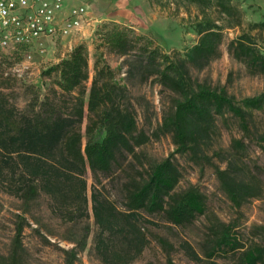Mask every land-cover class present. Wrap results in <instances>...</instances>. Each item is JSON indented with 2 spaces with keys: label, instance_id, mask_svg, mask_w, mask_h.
<instances>
[{
  "label": "trees",
  "instance_id": "trees-1",
  "mask_svg": "<svg viewBox=\"0 0 264 264\" xmlns=\"http://www.w3.org/2000/svg\"><path fill=\"white\" fill-rule=\"evenodd\" d=\"M182 1L198 8L192 24L198 39L183 55L168 53L153 39L110 21L97 30L91 80L88 47L81 42L43 71L47 77L57 75L54 86L43 100L36 94L28 109L20 108L0 85V193L16 198L21 211L0 264L27 263L23 233L29 223L24 214L42 197L65 223L77 226L93 217V250L103 264H132L143 254L150 244L147 225L156 224L149 217L178 227L203 217L207 225L200 247L205 260L220 256L232 264H264V241L256 239L260 232L245 239L238 222L223 221L210 209L204 192L193 185L180 188L184 173L178 156L213 168L236 211L264 197V165L254 160L258 149L264 151V127L256 120L264 113V91L236 101L225 88L199 82L190 72V66L201 70L221 57L224 28H241L243 12L232 0ZM249 29L264 31V20ZM101 47L128 57L129 81L155 82L173 95L152 133L140 128L129 85L116 78ZM227 51L248 74L264 77V51L256 35L242 32L229 41ZM223 131L230 135L227 147L221 144ZM162 135H170L175 146L168 157L152 161L138 151ZM101 176L120 183L122 208L103 194ZM81 230L79 239H70L75 246L62 249L64 264H75L86 248L91 229ZM257 230L264 232V226ZM183 248L191 259L204 260L188 242Z\"/></svg>",
  "mask_w": 264,
  "mask_h": 264
},
{
  "label": "rangeland",
  "instance_id": "rangeland-1",
  "mask_svg": "<svg viewBox=\"0 0 264 264\" xmlns=\"http://www.w3.org/2000/svg\"><path fill=\"white\" fill-rule=\"evenodd\" d=\"M149 1L151 11L147 18L142 19L139 27L123 25L128 26L136 34L153 39L156 44L164 46V50L168 53L178 52L179 55H183L198 39L192 27L195 16L198 14V8L182 0ZM232 1L243 12V26L241 28L225 27L221 57L201 70L190 66V72L192 77L199 82H205L213 88H225L236 101H241L247 96H254L264 91V77L248 74L245 66L229 55L227 45L231 39L245 31L256 35V42L264 51V31L259 33L257 30L249 29V24L264 20V0ZM107 22L110 21L98 23L92 28L90 35L87 34V37L74 40L72 48L65 47L61 39L54 41L42 39L43 52L37 47L30 49L31 58L28 57L27 51L14 55H0V74H2L0 85L20 108L28 109L30 101L36 94L43 100L47 94L51 93L54 86L57 75L47 77L43 75V71L66 57L81 42L88 47L91 80L96 56L95 47L100 41L97 30ZM99 51L103 53L105 61L114 70L116 78L123 84L129 85L132 100L138 112L140 128L152 133L162 122L163 114L170 107L173 95L155 82L142 83L138 78L129 81L127 79L128 57L111 53L106 47H101ZM256 120L258 127H264V113L258 114ZM229 139V133L223 131L221 144L227 147ZM138 151L147 159L160 161L173 153L175 146L170 135H162L159 138L152 137ZM256 155L254 160L264 165V151L258 149ZM178 162L184 173L180 183L181 189L196 186L208 196L210 209L220 219L238 222L240 224L238 229L244 234L245 239H250L255 232H260L262 235L256 239L264 241V232L257 230L264 226V197L253 199L240 211H236L220 189L213 168L198 167L181 156H178ZM87 180L91 212L90 198L93 178L90 171L87 174ZM101 181L102 184L99 187L103 194L122 208L123 195L120 183L113 182L104 176H101ZM19 208L20 202L16 198L0 193V253H6L10 246L14 235L16 214L21 213ZM24 215L29 223L25 226L23 233V243L27 253L26 264H64L65 255L62 249L73 248L75 244L70 239H79L82 227L87 225L91 233L86 240V248L79 252L75 264H103L95 256L93 250V239L97 226L92 216L77 226L65 223L51 212L46 197L40 198L32 211ZM149 218L156 223L147 225L150 244L132 264H170V262L171 264H212V262L232 264L230 259L220 256L205 260L200 247L207 225L205 218L201 217L189 227L174 226L157 217ZM186 242L201 255L204 259L202 262H197L188 256L183 248Z\"/></svg>",
  "mask_w": 264,
  "mask_h": 264
},
{
  "label": "built area",
  "instance_id": "built-area-1",
  "mask_svg": "<svg viewBox=\"0 0 264 264\" xmlns=\"http://www.w3.org/2000/svg\"><path fill=\"white\" fill-rule=\"evenodd\" d=\"M67 0H0V55L29 51L43 52L42 39L52 41L82 29L90 0H78L65 13ZM22 48V49H21Z\"/></svg>",
  "mask_w": 264,
  "mask_h": 264
},
{
  "label": "crops",
  "instance_id": "crops-1",
  "mask_svg": "<svg viewBox=\"0 0 264 264\" xmlns=\"http://www.w3.org/2000/svg\"><path fill=\"white\" fill-rule=\"evenodd\" d=\"M78 4V0H67L65 13L72 6ZM151 11L149 0H90L86 21L79 32L61 38L65 47H73L74 40L90 35L92 28L100 22L115 21L126 25L141 24L142 19L147 18ZM48 39V38H44ZM50 40V39H49ZM90 202V200H89Z\"/></svg>",
  "mask_w": 264,
  "mask_h": 264
}]
</instances>
